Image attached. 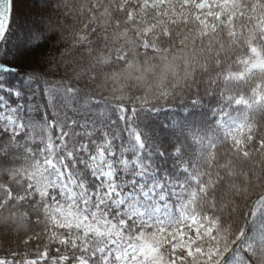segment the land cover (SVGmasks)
Wrapping results in <instances>:
<instances>
[{"label": "snow or ice", "instance_id": "6c2138e0", "mask_svg": "<svg viewBox=\"0 0 264 264\" xmlns=\"http://www.w3.org/2000/svg\"><path fill=\"white\" fill-rule=\"evenodd\" d=\"M0 264H264V0H0Z\"/></svg>", "mask_w": 264, "mask_h": 264}]
</instances>
